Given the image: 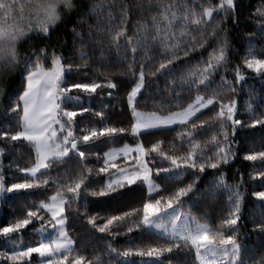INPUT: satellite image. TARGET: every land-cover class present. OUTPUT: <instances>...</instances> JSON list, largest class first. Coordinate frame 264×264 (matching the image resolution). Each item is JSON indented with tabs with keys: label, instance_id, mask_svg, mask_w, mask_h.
I'll list each match as a JSON object with an SVG mask.
<instances>
[{
	"label": "snow or ice",
	"instance_id": "6c2138e0",
	"mask_svg": "<svg viewBox=\"0 0 264 264\" xmlns=\"http://www.w3.org/2000/svg\"><path fill=\"white\" fill-rule=\"evenodd\" d=\"M244 6V0H220L217 14L223 12L225 16L235 18ZM28 7L32 9L28 13L29 22L21 26L23 7L18 5L17 0H0V103L3 104L4 118L0 121V136L9 138L8 141H0L5 144V148H0V155L6 149L11 151L8 144L16 141H19L21 145L26 142V145H30L34 150L32 166L17 169L24 173L20 182L6 185L5 176L0 172V195H19L43 188L49 184L51 172L61 166H64L65 171L58 174L57 178H52L51 182L57 190L50 198L28 208L23 218H18L14 223L0 228V233L9 236L19 233L36 222L39 224V229H36L34 225V231L43 233L51 228L55 236L50 239L42 238L35 246L0 251V264H7L8 261H12L13 264L19 261L23 264H31L33 254H38L42 264H68L69 254L73 252L75 241L68 234L69 214L66 208L72 203L79 204V207L74 210L77 213L80 207L85 208L88 223L100 233H107L114 237L120 234L122 228L126 229L127 233H131L134 229L145 232L157 229L160 230V238L168 242L166 245L158 246L130 243L129 247L118 253L124 258L121 264H138L132 259L136 256L142 259L147 258L143 259V264H163L159 258L165 253H173L174 249L176 251L194 250L195 261L199 264H247V259L242 255L241 244L235 235L240 221L242 201L238 189L233 190L235 198L229 206L227 216L220 221L217 228L198 222L195 227H192L187 219L183 224H177L184 215L177 211L184 204L182 198H191L189 194L194 195V189L198 191L196 182L201 174L206 169L218 170L222 165L227 164L230 158H233V145L237 132L245 127L264 126V114L256 116L251 105H249L251 122L248 123L238 117L234 99L225 102L217 89H212L207 95L199 94L208 91L213 84L211 77L217 69L230 62L227 38L217 47L208 45V48H205L209 39L217 36V33L204 31L199 38L188 39L181 34L179 39L184 41L183 47L177 43H164L163 59L157 61L158 66L152 65L151 58L146 56L149 67H155V71L150 75L167 78L174 72L185 70L187 65H191L192 60L195 59V57L189 58L191 54L198 48H204V51L208 53L207 58L201 59L194 66V70H188L186 75L180 77L182 86L183 82L188 83L189 91L193 85L196 86L197 95L187 107L173 103L172 106L177 110H167V102L174 99L169 96L160 105L152 101L154 111H141L138 108L140 102L138 98L148 91L145 80L148 69L140 65L137 71L132 65H128V71L134 77L127 94V107L130 109V119L133 121L130 129L107 124L98 128L87 125L81 127L82 121L77 118L83 117L85 113H91L94 117L101 119L105 118L108 105L102 103L101 110L96 111L90 101L93 97L102 96L105 87L110 90L117 89V83L110 77H94L90 76L88 71H81L82 69L91 70V65L85 59L89 53L84 51L83 47L77 56L80 63L69 60L68 57L58 54L55 49L47 46L34 47L29 52L19 49L24 43L33 39L30 33H35L42 39H48L51 31L62 24L69 13L106 14L111 21L112 10L116 9L121 25L106 34L105 39H109L117 51L120 50V41L123 40V46L135 56L137 45L140 44L143 47V43L139 36L133 39L132 36L127 35L123 27L128 19L127 13L130 8L124 4L117 7L115 0H92L90 7L85 9L77 8L74 0H37ZM156 7L161 9L163 14L168 13L170 7H180V5L158 4ZM213 11V6L209 5L203 10L201 17L193 21L197 26L195 31L201 32V25L209 24V20L205 17L212 18ZM256 11L262 23L258 31L264 38V0H261V5ZM170 14L175 19V14ZM191 15L194 13L188 12L185 15L186 22ZM18 17H20L19 21ZM33 17H35L34 22H32ZM163 18L170 27L171 20L168 19V15H164ZM152 20L157 26L161 22L156 17ZM157 30L159 31L158 27ZM72 32L82 46L86 36L89 40L91 39V32L82 35L76 28H73ZM172 35L169 31L163 33L165 40ZM215 43L216 40L213 39V44ZM259 51L264 57V49ZM200 55L203 57V53ZM181 56L189 59L181 60ZM241 59L243 66L247 69L264 76V58H258L255 55L251 41L247 55ZM177 60H181V63L176 64ZM45 61L49 66H45ZM233 72L236 81L244 80L241 65H235ZM175 82L173 79L170 84L175 85ZM220 87H226L234 94L233 82L225 81L224 77H221ZM106 95L112 96L113 92L108 91ZM176 95L179 96V93ZM85 98L89 102L88 106H85ZM205 109L209 112L215 111L213 120L200 119V116L204 114L202 110ZM6 122H15L19 130L14 134L5 130ZM177 127L181 129L178 133L181 141L186 140L189 144V148L182 156L168 155L162 150L164 142L161 140L152 143L150 147H145L139 140L141 135L174 131ZM211 128H215L216 131L211 133L209 148L211 155H209L202 150L195 137L198 134L207 133ZM78 130L81 133L79 135ZM129 130L134 138V146L124 145L120 149L103 153L93 150L94 144L101 138L117 139ZM73 158L76 159V167L69 170L67 165ZM90 158L100 166L91 167ZM119 159H122V163H117ZM157 159L166 163L167 167L156 165L154 161ZM244 159L264 164V150L250 152L244 156ZM185 172H190L191 182L185 183L183 187H177L167 196L159 195V193H157L158 198L153 196L159 187L155 184L153 175L163 181H177ZM259 175L264 176V173ZM211 183L213 187L231 189V186L224 183L222 174L214 177ZM145 185L148 196L141 208H131L104 217L102 223L97 222L98 216L87 213L89 195L118 202L134 191L142 192ZM133 186L136 187L133 188ZM205 194L212 195L213 189H208ZM253 195L264 200V191L254 192ZM229 199L233 198L230 196ZM132 217L136 219L128 223ZM258 230L264 232V224L259 225ZM70 264H85V257L77 255ZM88 264H91V261ZM259 264H264V255Z\"/></svg>",
	"mask_w": 264,
	"mask_h": 264
},
{
	"label": "trees",
	"instance_id": "16d2710c",
	"mask_svg": "<svg viewBox=\"0 0 264 264\" xmlns=\"http://www.w3.org/2000/svg\"><path fill=\"white\" fill-rule=\"evenodd\" d=\"M37 2V0H17L18 5L23 7L21 26L28 23V13L32 11L28 7L29 4ZM92 0H74L77 8H89ZM117 7L120 4L127 5L130 11L127 13L128 19L123 24L127 35L136 39L139 36L142 40L143 47L137 45V53L133 56L127 48L123 46L124 41L121 40V48L117 51L114 44L110 43L109 39H105L113 28L119 27L121 21L116 9H113V19L108 20L106 14H89L84 13L76 15L69 13L64 22L58 25L55 30L51 31L48 39H42L35 33L33 39L27 41L20 48V51L29 52L32 48H43L45 46L55 49L58 54L66 56L69 60L80 63L77 59L78 53L83 47V50L88 52L89 55L85 57L91 65V70L82 69L81 71H88L90 76L94 77H110L113 82L118 85L117 89H107L105 87L104 94L100 97H93L90 101L91 106L100 111L102 103L107 104L108 108L105 111V118L94 117L91 113H85L83 117H78L81 120V127L87 125L88 127H100L104 124L108 126L124 127L130 129L133 121L130 119V109L127 107V94L130 91L134 77L128 71V65H132L134 70L139 69L140 65H144L148 71L146 72V87L148 91L143 94L139 99L138 108L141 111L149 112L154 111L155 108L152 101L157 105L165 102V98L172 96L173 101H168L169 111H176L177 108L172 106L180 104L187 107L192 103L197 95L196 86L191 87L185 81L183 82L180 77L186 75L188 70H194V66L205 59L208 53L204 48H198L196 52L192 53L191 65L182 72H174L167 78L157 75L151 76L150 73L155 71V67H149V60L151 64L158 66L157 61L163 59V52L165 51L164 43H177L183 47L184 41L180 40L181 34H184L185 39L199 38L204 31L217 33V36L210 38L208 45L217 47L220 42L225 38L228 40V64L219 67L212 75L211 79L213 84L207 92L199 94L207 95L212 89H217L223 96L225 102L230 99L236 101L238 109V117L248 123L251 122V113L249 112V105L254 110L256 116L264 114V76L253 72L243 66L242 57L247 55V50L251 46L255 50V55L258 58L261 56L260 49H264V38L261 37L258 28L262 26L260 18L256 9L260 7L261 0H244V7H242L235 18L225 16L223 12L217 14L218 5L220 0H115ZM180 5V7H170L168 13H163L156 5ZM209 5L213 6V17L205 19L209 20V24L201 25V32L195 31L196 24L193 22L199 19L204 9ZM194 13L188 17L187 22L184 17L188 13ZM170 13L175 14V19L172 18ZM164 15H168L171 20L169 27L164 22ZM156 17L161 21L157 26L152 18ZM20 17H18V21ZM35 17L32 18L34 22ZM210 25V26H209ZM159 28V31L157 30ZM76 28L77 32L82 35L91 32V39L86 36L85 43L82 46L78 42V38L73 35L72 29ZM169 31L173 35L165 40L163 33ZM213 39L216 43L213 44ZM210 51V49H209ZM203 53V57L200 55ZM181 56V60L189 59ZM181 60L175 61L176 64L181 63ZM235 65H241V73L244 76L243 81H236L233 68ZM45 66H49L45 61ZM221 77L225 81L233 82L234 94L226 87H220ZM75 78V77H73ZM175 79V85L170 82ZM152 81H156L153 83ZM174 89V90H173ZM112 91V96H107L106 93ZM98 92L100 90L98 89ZM179 93V96L176 94ZM89 102L85 98V106ZM211 107V106H210ZM3 104L0 103V121H3ZM203 115L200 116L201 120H213L215 111L209 112L202 110ZM199 115V113H198ZM7 127L5 130L14 134L19 129L16 127L15 122H6ZM180 128H175L174 131L155 132L152 135H141L139 140L143 142L145 147H150L152 143L158 140L163 141L162 150L166 151L168 155L182 156L185 150L189 148L186 140L181 141L178 133ZM215 128L209 129L207 133L198 134L195 139L200 144V147L205 153L209 152L211 147V133L215 132ZM77 134H81L78 130ZM8 137L0 136V141H8ZM134 143V138L129 131H126L120 138L105 140L101 138L96 141L93 150L99 153L106 152L107 150L121 146L123 144ZM13 145H16L15 147ZM0 148H5L4 143H0ZM8 148L11 151L5 150L0 155V172L5 176V183L20 182L24 173L19 172L18 168L30 167L34 161V150L30 145H21L19 141L10 142ZM264 150V126L257 125L256 127H245L236 134L235 142L233 145V158H230L227 164L222 165L218 170L206 169L201 174L200 179L196 182L195 194H189V197L182 198L184 204L179 209L182 211H189L193 213L197 220L208 223L212 227L220 224V221L227 216L230 204L235 198L234 189L239 190L242 197L241 201V214L238 225V230L235 235L242 247V255L247 259V264H259L262 255H264V232L258 230V226L264 224V200L254 197L253 193L257 191H264V176L259 175L264 173V164L259 161L252 162L244 159V156L250 152ZM199 151V149L197 150ZM90 166L98 168L100 164L95 163L91 158L89 159ZM117 163H122V159L117 160ZM158 166L167 167L166 163H162L160 159L154 161ZM76 167V159L69 160L67 168L70 170ZM78 170V169H77ZM65 171L64 166L51 172L49 175V184L43 188L31 190L25 194H2L0 195V228L14 223L16 219L23 218L28 208L35 204L40 203L42 200L50 198L55 193L56 186L51 182L52 178H57L58 174ZM224 176V183L231 186V189L225 187H213L212 180L214 177ZM161 175H163L161 173ZM153 179L159 186V190L153 194L158 198L159 195L167 196L170 192L174 191L177 187H183L185 183L192 181L190 172H185L177 181H163L157 176L153 175ZM136 186H133L135 188ZM144 190L134 191L120 201L115 202L108 198H97L88 196L87 198V213L93 216H98V223H102L104 217L118 214L120 211H127L131 208H141L142 203L145 202L148 192L146 185L143 186ZM213 189L212 195H206L208 189ZM233 199L230 200L229 197ZM79 207L78 203H72L67 206L66 212L69 214V227L68 234L75 241L73 252L69 254V262L77 255L85 257V264L91 261V264H121L124 259L118 253L123 252L130 243L138 244L141 246H158L166 245L168 242L160 238L159 233L151 230L150 232L134 229L131 233H127L126 229H120V234L110 236L107 233H100L96 231L88 223V218L85 215V208L80 207L79 212L74 211ZM47 219V217H46ZM132 217L128 223L135 220ZM39 229V224L29 225L26 229L21 230L19 233H13L5 236L0 233V251H11L14 248H24L28 246H35L41 239L42 233L34 231L33 228ZM109 245L111 246L109 248ZM114 249L115 251H113ZM138 264H143L141 257H132ZM163 264H198L195 261V253L192 249H185L183 251H176L173 253H165L159 258ZM7 264H13L8 261ZM16 264H23L22 261ZM31 264H42L41 258L38 254H33Z\"/></svg>",
	"mask_w": 264,
	"mask_h": 264
},
{
	"label": "rangeland",
	"instance_id": "374dc122",
	"mask_svg": "<svg viewBox=\"0 0 264 264\" xmlns=\"http://www.w3.org/2000/svg\"><path fill=\"white\" fill-rule=\"evenodd\" d=\"M124 145H131V146H134V143L133 144H130V143H126V144H123V145H121V146H117V147H113V148H111V149H109V150H107V151H110V150H113V149H120V148H122V147H124ZM106 151V152H107ZM154 180V179H153ZM154 182H155V180H154ZM155 184H157L156 182H155ZM159 190V187L155 190V192L154 193H156L157 191ZM153 193V194H154ZM177 211L178 212H180V213H183L184 215L181 217V220H179V221H177V224L178 225H180V224H183L184 223V221L187 219V221H188V223L190 224V226H192V227H195V224L198 222V223H201V224H208V223H206V222H203V221H200V220H197L196 218H195V216L193 215V213H191V212H189V211H182L181 209H177ZM209 225V224H208ZM219 226V225H218ZM218 226H216V227H213L214 229L215 228H217ZM212 227V226H211ZM153 231H155L156 233H159L160 232V230H157V229H152ZM55 236V232L51 229V228H49L47 231H45V232H43L42 233V237H41V239L43 238V239H50V238H52V237H54ZM73 249H74V245H73ZM198 262V261H197ZM198 264H199V262H198Z\"/></svg>",
	"mask_w": 264,
	"mask_h": 264
}]
</instances>
